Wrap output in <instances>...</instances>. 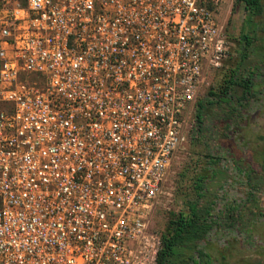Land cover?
<instances>
[{"label":"built area","instance_id":"1","mask_svg":"<svg viewBox=\"0 0 264 264\" xmlns=\"http://www.w3.org/2000/svg\"><path fill=\"white\" fill-rule=\"evenodd\" d=\"M219 0H0V264H157L151 217L230 46Z\"/></svg>","mask_w":264,"mask_h":264},{"label":"rangeland","instance_id":"2","mask_svg":"<svg viewBox=\"0 0 264 264\" xmlns=\"http://www.w3.org/2000/svg\"><path fill=\"white\" fill-rule=\"evenodd\" d=\"M262 3L263 11L255 18L256 31L249 34L254 37L247 45L241 38L246 18L243 3L219 0L216 16L229 42L230 53L221 66L203 69L198 96L186 113V139L174 153L163 193L151 217L152 229L161 232L169 212L186 210L187 201L193 196V180L201 174L210 183L209 193H216L213 214L226 206L244 204L253 191L252 213L243 210L244 226L239 231L219 227L201 244L211 255V264H264V0ZM239 63L245 75L248 70L256 73L254 96L247 103L241 102L242 106L238 105L231 120L229 138H223L225 145H222L223 130L213 126V116L220 112L217 108L205 109V130L199 132L197 102L213 99L209 91L218 92L220 84ZM233 92L239 96L242 88L235 86ZM210 155L218 159L215 167L221 171L212 182ZM235 155L240 158L238 165L234 162ZM251 170L249 180L247 175ZM249 181L257 187L252 189Z\"/></svg>","mask_w":264,"mask_h":264},{"label":"trees","instance_id":"3","mask_svg":"<svg viewBox=\"0 0 264 264\" xmlns=\"http://www.w3.org/2000/svg\"><path fill=\"white\" fill-rule=\"evenodd\" d=\"M236 3H243L246 12L245 23L242 26L241 38L249 45L252 42V36L255 33L257 22L255 18L263 11L262 0H235ZM256 73L251 70L245 75L241 70V63L231 71V74L223 80L219 86L218 92L209 91L213 99H203L197 102L196 120L199 123L198 131L205 130L203 127L204 119L207 116L206 110L217 108L219 114H214V127L223 130L221 143L225 145L223 138H229V128L231 120L235 116L238 105L241 102H249L254 96L253 78ZM235 86H240L242 92L239 96L234 94ZM236 100V102H234ZM206 109V110H205ZM230 150V149H229ZM211 163V182L217 173L221 172L218 167V159L209 156ZM234 162L238 165L240 158L235 155ZM251 170L248 178L251 180ZM204 175H198L193 180V196L187 201L186 210L171 211L168 213L165 225L161 234V247L157 254V264H211V255L202 247L206 243L210 232L222 227L227 230L239 231L243 222V210L251 211L255 196L253 191L246 198L247 202L241 205L226 206L220 209L218 213L213 214L212 208L215 203L216 193H209L210 183ZM252 189L256 188L255 183L249 181ZM249 209V210H248ZM225 264V263H224Z\"/></svg>","mask_w":264,"mask_h":264}]
</instances>
